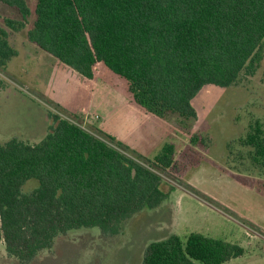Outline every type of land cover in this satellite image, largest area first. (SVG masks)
Here are the masks:
<instances>
[{"label": "trees", "instance_id": "16d2710c", "mask_svg": "<svg viewBox=\"0 0 264 264\" xmlns=\"http://www.w3.org/2000/svg\"><path fill=\"white\" fill-rule=\"evenodd\" d=\"M28 22L25 0H0ZM27 39L87 79L95 66L127 83L130 100L147 114L195 118L192 97L206 84L228 87L251 73L264 52V0H35ZM16 55L0 25V69ZM35 143L0 141V242L21 261L52 246L59 234L98 227L116 234L122 223L161 203L159 172L174 163L165 143L152 159L126 151L113 135L49 113ZM197 134L191 143H201ZM253 163L264 165V127L250 124L243 139ZM37 185L25 191L26 181ZM31 183V182H30ZM33 183V182H32ZM243 247L199 232L151 241L142 264H223Z\"/></svg>", "mask_w": 264, "mask_h": 264}, {"label": "rangeland", "instance_id": "374dc122", "mask_svg": "<svg viewBox=\"0 0 264 264\" xmlns=\"http://www.w3.org/2000/svg\"><path fill=\"white\" fill-rule=\"evenodd\" d=\"M25 3L28 22L18 31L5 19H20L19 13L0 3V25L16 50L0 69V141L38 142L52 112L113 135L143 159H152L165 143L174 145L175 154L173 165L159 172L166 198L127 218L118 233L71 229L28 261L8 254L1 241L0 264H142L151 241L172 233L185 241L190 232L243 247L241 256L223 264H264V165L253 163L243 144L250 124L259 120L264 127V52L255 70L242 73L235 84L202 86L191 99L195 118H160L131 102L126 80L102 63L87 79L28 41L35 0ZM193 134L203 142L191 143ZM26 183L25 191L37 185L35 179Z\"/></svg>", "mask_w": 264, "mask_h": 264}]
</instances>
